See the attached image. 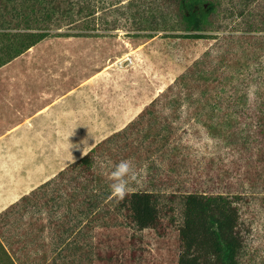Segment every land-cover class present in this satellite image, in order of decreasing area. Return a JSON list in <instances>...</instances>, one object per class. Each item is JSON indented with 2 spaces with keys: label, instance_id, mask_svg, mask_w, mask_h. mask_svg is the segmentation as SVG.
<instances>
[{
  "label": "trees",
  "instance_id": "1",
  "mask_svg": "<svg viewBox=\"0 0 264 264\" xmlns=\"http://www.w3.org/2000/svg\"><path fill=\"white\" fill-rule=\"evenodd\" d=\"M123 1L0 0V68L45 38L94 30V16ZM131 1L126 0L127 6ZM147 1L153 9L141 16L148 24L144 30L178 31V37L187 39L216 38L217 44L193 60L121 129L0 211V264H104L100 236L155 228L161 193L128 189L119 198L113 195L108 177L123 159L139 169L160 159L166 161L167 171H177L180 124L198 123L208 136L231 149H246L252 154L250 160L264 165L261 4ZM154 10L161 27L154 26ZM250 111L256 113L253 125L246 120L241 124L243 114ZM254 175L249 188L260 180L264 192V173ZM243 185L227 192L168 194L180 205L176 264L241 263L246 246L240 219Z\"/></svg>",
  "mask_w": 264,
  "mask_h": 264
},
{
  "label": "rangeland",
  "instance_id": "2",
  "mask_svg": "<svg viewBox=\"0 0 264 264\" xmlns=\"http://www.w3.org/2000/svg\"><path fill=\"white\" fill-rule=\"evenodd\" d=\"M131 2L97 13L94 30L45 38L0 68V211L121 129L217 44L216 38L144 30L148 24L141 16L153 5ZM248 2L261 4L264 12V0ZM153 12L154 26L161 27L159 12ZM7 101L19 106V115L5 107ZM243 118L241 124L246 120L253 125L256 113H244ZM177 133L182 145L177 171H167L166 161L154 159L141 169L133 167L127 178L128 189L161 193L159 222L155 228L100 236L101 261L176 264L180 205L168 194L227 192L244 182L240 219L246 246L240 264H264V192L260 180L249 188L254 174L264 173L263 163L250 160L252 154L244 148L231 149L208 136L198 123L180 124Z\"/></svg>",
  "mask_w": 264,
  "mask_h": 264
},
{
  "label": "clouds",
  "instance_id": "3",
  "mask_svg": "<svg viewBox=\"0 0 264 264\" xmlns=\"http://www.w3.org/2000/svg\"><path fill=\"white\" fill-rule=\"evenodd\" d=\"M132 172L133 166L130 160L123 159L113 165L108 179L114 196L123 198L128 194L127 178Z\"/></svg>",
  "mask_w": 264,
  "mask_h": 264
},
{
  "label": "crops",
  "instance_id": "4",
  "mask_svg": "<svg viewBox=\"0 0 264 264\" xmlns=\"http://www.w3.org/2000/svg\"><path fill=\"white\" fill-rule=\"evenodd\" d=\"M6 103V105H8V106H6L5 105V107H7L8 109H10V112L11 113H13V115L15 114V115H19V106H16L14 103H12V105H11V103L10 102H5ZM16 108V109H15Z\"/></svg>",
  "mask_w": 264,
  "mask_h": 264
}]
</instances>
